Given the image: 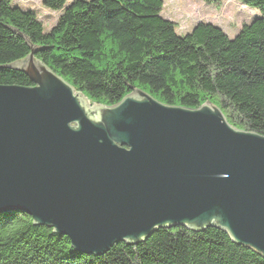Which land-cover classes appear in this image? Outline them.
<instances>
[{"label": "water", "instance_id": "obj_1", "mask_svg": "<svg viewBox=\"0 0 264 264\" xmlns=\"http://www.w3.org/2000/svg\"><path fill=\"white\" fill-rule=\"evenodd\" d=\"M209 23V22H208ZM0 84V213L26 211L91 254L156 229L218 226L264 254V135L137 88L95 104L36 56Z\"/></svg>", "mask_w": 264, "mask_h": 264}, {"label": "trees", "instance_id": "obj_2", "mask_svg": "<svg viewBox=\"0 0 264 264\" xmlns=\"http://www.w3.org/2000/svg\"><path fill=\"white\" fill-rule=\"evenodd\" d=\"M42 1L63 10L49 31L33 9L0 0V84H33L8 66L35 47L92 102L113 105L137 88L170 105L210 101L232 125L264 135V0H239L259 13L233 37L208 22L179 33L162 16L163 0ZM0 264H264V254L216 225L183 224L85 253L26 211H11L0 213Z\"/></svg>", "mask_w": 264, "mask_h": 264}, {"label": "rangeland", "instance_id": "obj_3", "mask_svg": "<svg viewBox=\"0 0 264 264\" xmlns=\"http://www.w3.org/2000/svg\"><path fill=\"white\" fill-rule=\"evenodd\" d=\"M14 4L22 8H31L44 29L49 31L57 23L62 11L49 10L42 0H12ZM162 16L167 20H173L176 31L179 33L190 32L200 22H209L219 26L229 37L235 36L244 23H249L256 17L259 10L244 5L239 0H218L208 3L204 0H163ZM88 104L97 103L90 99Z\"/></svg>", "mask_w": 264, "mask_h": 264}]
</instances>
